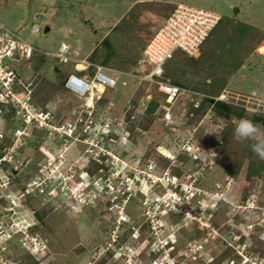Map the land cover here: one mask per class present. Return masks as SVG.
Masks as SVG:
<instances>
[{
	"label": "rangeland",
	"instance_id": "rangeland-1",
	"mask_svg": "<svg viewBox=\"0 0 264 264\" xmlns=\"http://www.w3.org/2000/svg\"><path fill=\"white\" fill-rule=\"evenodd\" d=\"M178 4L229 16L252 29L231 55L223 54L228 46L232 48L231 44L225 51L217 48L215 56L208 55V49L215 45L210 42L195 58L202 60L199 63H191L186 54L179 53L167 64V77L171 81L176 79L194 90L211 92L236 113L244 110L243 116L218 115L206 104L198 111L191 109L188 97L165 104L157 85L136 81L127 74L120 76L113 89L105 91L95 114L100 119L113 117L125 121L132 133L127 142L124 140L126 143L106 141L107 150L114 154L147 157L158 154L157 149L162 147L172 155L181 148L175 140L185 141L192 135L193 152L197 147V154L207 156L206 161L215 157L214 163L207 161L209 166L203 165V158L193 161L189 155H181L174 163L162 158L165 167L173 163V172L182 175L181 178L187 174L199 177L196 187L212 195L207 198L203 194L199 199L211 203L202 210H206L205 216L210 220L205 222L211 223L214 231H201L190 223L194 222L192 218L186 220V213L172 210L160 216L155 238L145 224L133 237L127 230L117 231L113 236L109 220L112 214L107 210L110 200L102 201L98 207H78L57 189L50 196L33 198L26 207L31 204L27 219L35 213L29 216L31 224H35L28 232L45 243L42 256L32 255L27 251L30 247L14 238L0 245V259L4 260L0 264H264V225L258 224L264 219V159L252 150V139L237 136L234 131L241 119H247L264 132L257 116L264 117V0H0V21L36 48L55 52L66 42L73 56L89 57L119 72L137 74L136 65L144 48ZM35 25L40 28L39 33L33 32ZM46 27L50 28L47 33ZM105 44L114 49L107 64L103 62L109 50ZM202 56L209 59L208 63ZM18 69L24 81L32 82L36 98L40 96L43 105L51 109L56 124L63 120L74 122L75 110L82 111V100L67 93L58 77L59 71L71 73L69 65L57 69L51 55L40 54ZM166 110L172 114L169 122L164 120ZM41 139L42 135H38L26 146L24 155L31 152L34 155L21 173L25 178L30 173L38 174L41 160L46 163L45 151L39 147ZM83 148L69 152L66 166L83 153ZM89 166L98 167L92 162ZM141 199V194L134 195L126 207L132 225L140 227L147 220ZM6 214L0 209L3 233L6 229L14 230ZM250 224L254 228L248 230ZM157 237L163 248L155 244ZM3 247L6 253H2ZM165 249L171 262L168 258V261L158 259Z\"/></svg>",
	"mask_w": 264,
	"mask_h": 264
},
{
	"label": "built area",
	"instance_id": "built-area-1",
	"mask_svg": "<svg viewBox=\"0 0 264 264\" xmlns=\"http://www.w3.org/2000/svg\"><path fill=\"white\" fill-rule=\"evenodd\" d=\"M220 18L214 11L178 4L145 47L143 56L136 65L137 74L129 72V76L136 81L157 85L164 95L165 104H173L186 95L191 96V100L192 95L206 97L198 91L172 83L170 79H166L165 70L167 64L179 53L199 56L201 46ZM33 32L39 33L40 28L34 26ZM40 54L52 55L59 65H73L75 71L69 74L65 86L84 100L82 113L77 112L74 122L63 120L56 124L48 105H43L44 101L40 96L36 98L32 82L21 78L18 68ZM107 70L111 69L87 58L73 57L69 45L64 42L56 52L36 48L0 21V209L7 212L10 227L14 228L12 231L6 229L3 233L0 227V245L18 238L26 244L25 247H30L27 250L32 255L42 256L45 243L35 233L28 232V228L35 224H31L29 216L35 213L28 215L27 219L30 211L26 207L33 198L47 194L50 196L57 189L65 192L70 197L71 204L78 207H98L102 201L110 200L107 210L112 214V219H108L114 228L113 236L117 231L127 230L133 237L145 224L155 238L156 223L160 216L167 215L172 210L186 213V220L192 218L194 222L190 220V223L199 230H212L211 223L205 222L210 217L205 216V209L202 210L211 203L207 199H199L203 194L208 196V193L196 187L199 177L187 174L185 178H181L182 175L173 172L172 165L181 155L193 156V161L202 158L205 160L206 156L197 154V147L196 152H193L195 147L192 145V135L185 141L176 139L175 142L178 141L181 148H177L178 151L172 155L162 147L157 149L158 154L139 158L107 150L109 148L106 141L116 144L118 135L124 138L130 136L123 120L116 121L113 117L100 119L95 114L97 101L102 94L117 84V78L108 75ZM198 105L199 102L196 101L194 106ZM164 115L169 119L172 114L166 110ZM38 135H42L39 147L45 151L47 157L44 161L47 164L41 160L35 176L24 172L29 176L25 181L26 178L21 173L31 164L34 153L24 155V152L29 140L34 142ZM80 147H84V151L81 150L83 153L78 158L69 160V165L66 166L69 152ZM162 158L173 163L165 167ZM90 162L98 167L92 169ZM205 164L207 161H204L203 165ZM98 171L103 174L97 176ZM136 194H141V206L146 208L147 220L141 227L132 225L126 211ZM207 198H212V195ZM258 224L264 225V219ZM247 228L253 229L254 225L250 224ZM164 243L166 245L168 240ZM155 244L163 248V242L159 243L158 237ZM4 251L3 247L2 253ZM167 256L168 251L165 249L158 259L169 260ZM244 258L247 261L249 259L247 256ZM0 261L4 260L1 258Z\"/></svg>",
	"mask_w": 264,
	"mask_h": 264
},
{
	"label": "trees",
	"instance_id": "trees-1",
	"mask_svg": "<svg viewBox=\"0 0 264 264\" xmlns=\"http://www.w3.org/2000/svg\"><path fill=\"white\" fill-rule=\"evenodd\" d=\"M172 12L173 11H170L169 15ZM165 19H164V21H165ZM250 31H252V29H250V27H248L246 24L238 22L229 16H222L221 19L219 20V22L217 23V25L215 26V28L210 33L209 37L206 39V41L201 46V51L203 49L209 47L208 45L210 44V42H214L215 45H212L211 48H209L207 52H208V55H209V53H212V55L215 56L217 48H221V50L225 51L227 46L231 44L232 48H230V46H228L227 50L223 53V54L227 53V54L231 55L233 52H235L234 47H236V46L239 47L240 45H242V43H244L246 41V39L248 38L247 36H249L248 34ZM256 33H258V31H256ZM104 42L107 43V40H105ZM104 47L109 49L105 53V59L103 61L105 64H107L108 61H110V59L114 55V49L110 46L107 47L106 44ZM142 54H143V52H142ZM212 55H210V56H212ZM187 57H188V59H190L189 61L191 63H194V64L202 61V60L199 61L198 59H195L193 57H189V56H187ZM202 58H203V56H202ZM174 59H176V58H174ZM174 59L171 60L169 63L173 62ZM203 59L204 60L206 59V61L208 63V61H209L208 58L204 57ZM135 63H136V61L134 62V64ZM58 77L60 78V85L63 88L64 87L63 86L64 85L63 80L59 74H58ZM175 80H173L171 82L174 84L183 86V87H188V86L184 85L183 82L175 81ZM199 92H200V90H199ZM201 93L206 94L207 92L204 89H202ZM206 95H211V92L207 93ZM212 96H214V95H212ZM194 97H197V96H194ZM205 104L212 106V108H214L216 110L218 115H223V113L227 114V115L229 113H233V114H236V115L242 117L243 113H244V110H243V113H236L233 110V108H230L223 101H217L215 103H212V101L209 100L208 98L203 99V103H202L201 107L199 109H197V111L200 110L201 108H204ZM155 106H156V104L153 103V107H155ZM191 107H193V106H191ZM150 110L153 111L154 109H152V107H151ZM257 116H259V118L261 119V123H262L261 126H264V117H262L261 114H258ZM27 180H28V177L25 179V181H27ZM29 207H31V204ZM100 212L103 213L102 210Z\"/></svg>",
	"mask_w": 264,
	"mask_h": 264
},
{
	"label": "clouds",
	"instance_id": "clouds-1",
	"mask_svg": "<svg viewBox=\"0 0 264 264\" xmlns=\"http://www.w3.org/2000/svg\"><path fill=\"white\" fill-rule=\"evenodd\" d=\"M221 19V18H220ZM35 26H37V25H35ZM215 28V27H214ZM212 32V31H211ZM63 43V42H62ZM64 43H66V42H64ZM107 47H109V45H107ZM56 52V51H55ZM200 52H201V50H200ZM70 54H71V47H70ZM72 55V54H71ZM38 56V55H37ZM45 56H48V55H45ZM73 56V55H72ZM142 56H143V54H142ZM186 56H188V55H186ZM51 57L53 58V56L51 55ZM73 57H75V58H80V57H77V56H73ZM189 57H194V58H197L198 56H189ZM85 58H87V59H89V60H91L89 57H85ZM80 59H84V58H80ZM91 61H93V60H91ZM30 62V61H29ZM53 62H55L56 64H57V69H59V66H61V65H59L58 63H57V61L53 58ZM93 62H95V61H93ZM95 63H97V62H95ZM97 64H100V65H102V66H105V67H107V68H109V69H111V70H107L106 71V73L108 74V75H110L111 77H114V78H117V82H118V80L120 79V76H124L125 74H127V77H130L129 76V72H127V71H122V72H119V71H117V70H115V69H113V68H111L110 66H106V65H104L103 63H97ZM70 66V71H71V73H73L75 70H74V68H73V65H69ZM166 72H165V77H166V79L168 78L167 77V67H166V70H165ZM60 72V73H59ZM59 72H57V73H59V75L61 76V78H62V80H63V83H64V87H63V89L67 92V93H69V94H71V95H73L75 98H78V99H81V98H79L78 96H76L75 94H73L71 91H69L67 88H66V86H65V82H66V79H67V77L69 76V74L70 73H63L62 71H59ZM168 79H170V78H168ZM117 85V84H116ZM177 85V84H176ZM178 86H180V85H178ZM181 87H183V86H181ZM185 88H189V87H185ZM109 89H113V88H109ZM109 89H107V90H109ZM190 89H192V88H190ZM106 90V91H107ZM192 90H194V89H192ZM195 91H197V90H195ZM199 92V91H198ZM105 93V92H104ZM103 93V94H104ZM201 93V92H200ZM103 94H102V97H103ZM203 94V93H202ZM206 95V94H205ZM194 96H197V97H194ZM207 96H210V97H207ZM101 97V98H102ZM183 97H188V99H189V102L191 103V106H193V108H194V110H197V109H199L200 107H201V105H202V103H203V99L204 98H208L209 100H211L212 101V103H215V102H217V101H223V102H225V100H222V99H220V97H216V96H212V95H206V97H204V98H200L198 95H192V100H191V96H189V95H186V96H183ZM101 98L97 101V105H98V102L101 100ZM182 98V97H181ZM82 100V103L80 104L81 105V108H83V103H84V100L83 99H81ZM196 101H198L199 102V105L198 106H194V103L196 102ZM97 105H96V107H97ZM77 109V108H76ZM191 109H192V107H191ZM77 112H79V111H77V110H75V114H77ZM191 116H192V112H191ZM206 117V116H205ZM172 118V116L169 118V119H166L165 118V115H164V120H166V121H168L169 122V120ZM123 125L125 126V128L128 130V128L126 127V123H125V121H124V123H123ZM129 131V133H130V136H131V131L130 130H128ZM235 134L237 135V136H240V137H244V138H250V139H252L253 141H254V143L252 144V150L259 156V158H261V159H264V132H261V130L260 129H258L257 128V126L255 125V123H253V121H250V120H247V119H241L238 123H237V125H236V128H235ZM119 137V139L117 140V143L119 144V142H122V143H126L128 140H129V138H130V136H129V138H124V137H122L121 135H118ZM126 142H125V141ZM195 147V146H194ZM184 155H186V154H184ZM214 156V155H213ZM207 157V156H206ZM210 162L209 163H214V160H215V157H210L209 159H208ZM207 160V161H208ZM204 161H206V160H204ZM203 161V162H204ZM205 165H207V166H209L208 164H205ZM13 239H10V240H8L7 242H9V241H12ZM28 251V250H27ZM29 252V251H28ZM3 253H6V252H3Z\"/></svg>",
	"mask_w": 264,
	"mask_h": 264
},
{
	"label": "water",
	"instance_id": "water-1",
	"mask_svg": "<svg viewBox=\"0 0 264 264\" xmlns=\"http://www.w3.org/2000/svg\"><path fill=\"white\" fill-rule=\"evenodd\" d=\"M237 12H238V9H235V13H237ZM49 30H50V28L49 27H46L45 28V33H47Z\"/></svg>",
	"mask_w": 264,
	"mask_h": 264
},
{
	"label": "bare ground",
	"instance_id": "bare-ground-1",
	"mask_svg": "<svg viewBox=\"0 0 264 264\" xmlns=\"http://www.w3.org/2000/svg\"><path fill=\"white\" fill-rule=\"evenodd\" d=\"M165 153H168V152H165Z\"/></svg>",
	"mask_w": 264,
	"mask_h": 264
}]
</instances>
